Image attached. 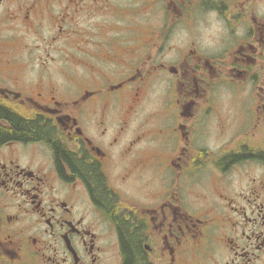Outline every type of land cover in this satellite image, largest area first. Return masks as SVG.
I'll list each match as a JSON object with an SVG mask.
<instances>
[{
    "label": "flooded vegetation",
    "instance_id": "obj_1",
    "mask_svg": "<svg viewBox=\"0 0 264 264\" xmlns=\"http://www.w3.org/2000/svg\"><path fill=\"white\" fill-rule=\"evenodd\" d=\"M0 106L91 170L0 142V264H264V0H0Z\"/></svg>",
    "mask_w": 264,
    "mask_h": 264
},
{
    "label": "trees",
    "instance_id": "obj_2",
    "mask_svg": "<svg viewBox=\"0 0 264 264\" xmlns=\"http://www.w3.org/2000/svg\"><path fill=\"white\" fill-rule=\"evenodd\" d=\"M0 119H5L8 121V125H0V142L12 139L28 143L31 141L43 139L52 145L55 151L56 159L64 158L70 163L72 172H84L85 174H87L91 171L85 170L80 162L73 160V156L69 152H67L63 148V146L54 138L53 132L47 127L39 126L36 122L33 121L24 120L12 111L1 106ZM95 180L97 181L98 179L96 178ZM99 189H101V186L99 187ZM98 194L100 200L98 201L100 203L105 204L109 202L110 204L111 200L104 192L100 190ZM118 225L120 228L122 227V224H120V222H118ZM122 235L123 233L121 234V248L124 255V264H148L135 237L131 235H129L128 237L125 234L124 237H122Z\"/></svg>",
    "mask_w": 264,
    "mask_h": 264
},
{
    "label": "rangeland",
    "instance_id": "obj_3",
    "mask_svg": "<svg viewBox=\"0 0 264 264\" xmlns=\"http://www.w3.org/2000/svg\"><path fill=\"white\" fill-rule=\"evenodd\" d=\"M64 28L65 29H71V30H73L74 31V26H73V23H71V24H69V23H65L64 24ZM85 28H86V26H85ZM59 45V44H58ZM51 55L52 56H54V54H53V52L51 51ZM81 57H84L83 55H81ZM48 60V67H49V69H52V68H57L58 66L57 65H60L59 64V62H60V57H55L53 60L51 59V57H45V56H43V60L45 61V60ZM64 67H68V69H65V71H67V72H71V74H65V76L66 77H73V76H77L78 75V73H80L79 75L81 76V73L82 72H84V69H85V67H83L82 65H79V66H77L76 65V63H78V60L77 59H74V61H73V59L72 58H68V51H66V50H64ZM91 65H93L94 67H100V66H102L103 64H101V63H92V64H89L88 66L90 67V70L91 71H94V69L93 68H91ZM55 66V67H54ZM57 66V67H56ZM77 68H79V72H77ZM126 69V66H124V67H121V68H117L116 69V71H117V76L118 77H122V76H124V73H122L121 71H123V70H125ZM99 74H101L102 76H104V77H107V76H109L108 75V73L107 72H105V71H103V72H101V73H99ZM112 75L113 76H115L116 75V73H112ZM64 82H66V83H68V81L67 80H64ZM69 83H71V82H69ZM154 98V96H151V99H153ZM151 99H150V103L152 102L151 101ZM147 110H152V107L151 106H149L148 108H147ZM146 115V112H144V113H142L141 114V117H143V116H145ZM132 136L130 135V138H131ZM127 140H128V138H127ZM150 139H148V138H144L143 139V141H142V143L140 144V145H143L144 147L146 146V144H148L147 142L149 141ZM39 147H40V144H31L30 145V148H33V149H39Z\"/></svg>",
    "mask_w": 264,
    "mask_h": 264
}]
</instances>
